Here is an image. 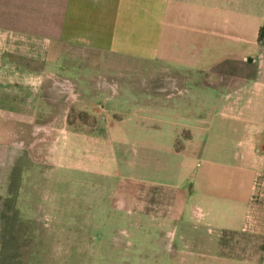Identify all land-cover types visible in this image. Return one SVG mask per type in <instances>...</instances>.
Here are the masks:
<instances>
[{"label":"crops","instance_id":"0c3cea01","mask_svg":"<svg viewBox=\"0 0 264 264\" xmlns=\"http://www.w3.org/2000/svg\"><path fill=\"white\" fill-rule=\"evenodd\" d=\"M149 79L175 116L149 120L140 107L131 123L104 118L113 137L95 136L97 115ZM116 124L129 174L105 190L93 182L85 204L83 177H121L99 150ZM54 177L75 186L57 190ZM87 211L98 251L264 264V0H0V264H23L55 216L76 226L82 254ZM116 214L123 235L109 231Z\"/></svg>","mask_w":264,"mask_h":264},{"label":"rangeland","instance_id":"374dc122","mask_svg":"<svg viewBox=\"0 0 264 264\" xmlns=\"http://www.w3.org/2000/svg\"><path fill=\"white\" fill-rule=\"evenodd\" d=\"M151 68L148 67V73L151 74ZM150 81L147 82V87L143 88V91L141 94H137V96L134 97H117L115 98L114 103L111 105L113 109H115L114 114H108V113H100L97 116L100 118V124L99 129H97L94 133L95 136L99 137H105L106 140H108V137H113V135H110L113 130H108L107 126L103 124L104 118L106 120L110 121H117V119L124 117L126 119L125 123H131L132 119L136 116L135 110L138 108L144 109V115L147 119L155 121L156 119H159L161 121L162 119L166 118H172L173 115L171 112H168L167 107H161L162 101L170 102L172 98H166L162 95H159L156 93L155 88V81L149 79ZM58 85V83H57ZM200 90L199 86L196 85L193 87L192 85H184L182 87V92L184 95L189 99H194L195 96V103L197 105L200 104V99L197 97L199 95L198 91ZM124 94V93H123ZM73 98L70 99L72 101ZM157 99V100H156ZM176 99V97L174 98ZM74 100V99H73ZM70 101L69 104H70ZM157 102V103H156ZM164 105V104H163ZM166 105V104H165ZM157 106L159 107L157 109ZM72 118V115H71ZM113 119V120H112ZM135 119V118H134ZM106 122V121H105ZM155 123V122H153ZM124 129L120 128L119 125L116 124L114 129V135L115 139L114 143L108 144L106 141V144L101 146V149H99L101 152L105 154V156L110 155L111 157H115V161L118 162L117 164L118 169L121 177L118 178V176L111 177V176H85L83 177L84 181V202L86 203H92L96 202L97 196L94 192H91L92 186L98 184L100 185V188L106 189L109 185H112L114 182L120 184L122 186V181H124V177L127 174H129V171H126L123 168V162L122 159L125 157H130V154L128 152L129 146H124L123 140L120 141V137H124ZM166 132V130H165ZM166 137V135H165ZM111 140V141H113ZM156 141V139H154ZM135 148V147H134ZM134 148H131V156L136 159L138 152H140L141 148H138L136 151H134ZM153 156H155L156 150L150 151ZM139 156V155H138ZM137 174H139V171H137ZM120 181V182H118ZM94 182V184H93ZM93 184V185H92ZM52 185L55 187V189L59 188H72L75 186V179L66 178L65 180H60L58 177H54L52 180ZM57 187V188H56ZM54 196V194H53ZM57 196H61V194H57ZM63 202V201H62ZM56 212V210H53ZM92 212L87 211L85 212L84 216V222L83 225V233L88 237V241H83V252L82 254L78 255L76 254V247L75 243L71 241L72 235H75L76 233V226L67 224L66 220L68 221V216L65 217V222H62V219H60L58 216H55L54 218H51L52 224L46 225L45 229L43 226H36L37 231L35 234H33L30 237V243H29V251H26L25 253H29L28 256L23 258V264H126L127 261L135 260V264H147L143 262H138L139 257L137 258H131V257H125L124 249H116L108 250V248H105L104 250H97V232L98 229L95 225L90 224V221L92 220ZM115 222L114 224H110V232H114L116 234H121L125 232V227L123 224V215L116 214L115 216ZM88 222V224H87ZM107 229L106 225L101 226L100 232H103V229ZM134 232H138L139 230H133ZM164 232V231H163ZM52 233L53 239L48 238L44 240L43 235ZM104 233H109L108 231ZM80 234L78 229V235ZM166 234V233H165ZM91 241L89 238H92ZM74 237V236H73ZM90 240V241H89ZM117 245H119V241L116 242ZM156 243V242H155ZM153 242V244H155ZM147 244V243H146ZM118 247V246H117ZM164 247L165 250H170L171 245L169 240L164 241ZM145 259H152V263L148 264H155L156 257H146L141 258V260ZM167 262L171 264L170 257H167Z\"/></svg>","mask_w":264,"mask_h":264}]
</instances>
